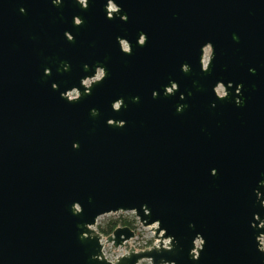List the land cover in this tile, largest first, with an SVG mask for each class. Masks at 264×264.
<instances>
[{
  "label": "water",
  "instance_id": "95a60500",
  "mask_svg": "<svg viewBox=\"0 0 264 264\" xmlns=\"http://www.w3.org/2000/svg\"><path fill=\"white\" fill-rule=\"evenodd\" d=\"M144 261L264 264V0H0V264Z\"/></svg>",
  "mask_w": 264,
  "mask_h": 264
},
{
  "label": "built area",
  "instance_id": "2783aa9c",
  "mask_svg": "<svg viewBox=\"0 0 264 264\" xmlns=\"http://www.w3.org/2000/svg\"><path fill=\"white\" fill-rule=\"evenodd\" d=\"M101 76H102V72L99 71L98 74H97V76H96V78H94L93 81H96V80L100 79ZM90 83H91V81H86V82H85V85L88 86V85H90ZM68 95H70V98L73 99V98H76V97H77V92L74 91V92L69 93ZM130 214H132V213H130ZM136 219H137V217H136ZM135 226H136V230H134V232H135V237H134L132 240H130L129 242L125 243L124 247L116 248V249H120L121 251H124L123 254L119 255V256H118L117 258H115V259H109V258H107V255H106V253H105V251H106V247L109 246V245L105 246L104 253H105L106 258H107L109 261L115 263V262L120 258V256H124V255L128 254L129 251H130L132 248H134L137 252H140V251H144V250L150 249V248H152L154 245L157 244V241H155V239H154V235H153V238H150V239H148V240H145V238L141 237L140 232H141L142 230H144L145 228H143V227L141 226V224L139 223V220H138V219H137V223L135 224ZM152 234H153V233H152ZM105 238H106V237L104 236V239H103V241H102L103 243H105ZM112 246H113V245H112ZM113 247H114V246H113ZM144 262H148V263L150 264L149 261H144ZM144 262H142V263H144ZM142 263H141V264H142Z\"/></svg>",
  "mask_w": 264,
  "mask_h": 264
},
{
  "label": "trees",
  "instance_id": "16d2710c",
  "mask_svg": "<svg viewBox=\"0 0 264 264\" xmlns=\"http://www.w3.org/2000/svg\"><path fill=\"white\" fill-rule=\"evenodd\" d=\"M136 223L137 219L134 214L127 213L119 214L118 216L112 215L104 223L98 224L97 229L103 236L108 237L120 227H130L131 229L136 230Z\"/></svg>",
  "mask_w": 264,
  "mask_h": 264
},
{
  "label": "rangeland",
  "instance_id": "374dc122",
  "mask_svg": "<svg viewBox=\"0 0 264 264\" xmlns=\"http://www.w3.org/2000/svg\"><path fill=\"white\" fill-rule=\"evenodd\" d=\"M112 215L109 216H104L101 217L98 221V224H102L104 223L108 218H110ZM118 216V215H117ZM141 237L145 238V240H148L150 238H153V234L151 233V231L149 229H144L140 232ZM124 251H121L120 249H116L115 247H113L112 245H109L106 247V255L107 258L109 259H115L117 258L119 255L123 254ZM142 264H149L148 262H144Z\"/></svg>",
  "mask_w": 264,
  "mask_h": 264
},
{
  "label": "snow or ice",
  "instance_id": "6c2138e0",
  "mask_svg": "<svg viewBox=\"0 0 264 264\" xmlns=\"http://www.w3.org/2000/svg\"><path fill=\"white\" fill-rule=\"evenodd\" d=\"M125 47H127V46L125 45ZM117 107H118V105H117Z\"/></svg>",
  "mask_w": 264,
  "mask_h": 264
}]
</instances>
